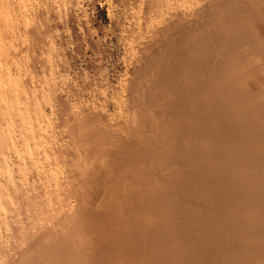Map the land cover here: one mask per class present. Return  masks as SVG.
I'll return each instance as SVG.
<instances>
[{
    "label": "bare ground",
    "instance_id": "obj_1",
    "mask_svg": "<svg viewBox=\"0 0 264 264\" xmlns=\"http://www.w3.org/2000/svg\"><path fill=\"white\" fill-rule=\"evenodd\" d=\"M90 1L0 0V264H264V0H141L86 101Z\"/></svg>",
    "mask_w": 264,
    "mask_h": 264
},
{
    "label": "rangeland",
    "instance_id": "obj_2",
    "mask_svg": "<svg viewBox=\"0 0 264 264\" xmlns=\"http://www.w3.org/2000/svg\"><path fill=\"white\" fill-rule=\"evenodd\" d=\"M91 1L82 11L85 16L78 25V38L70 39L69 52L71 57L74 55L72 74L81 75L80 86L85 82L90 83L86 101L90 93V96L94 95L98 90L113 99L124 93L125 81L130 77L133 54L129 49L132 40L130 23L137 21L136 16H141L139 13L143 15V5L141 0ZM116 18L120 23L115 25ZM116 109L114 105L111 106L112 113H116Z\"/></svg>",
    "mask_w": 264,
    "mask_h": 264
}]
</instances>
